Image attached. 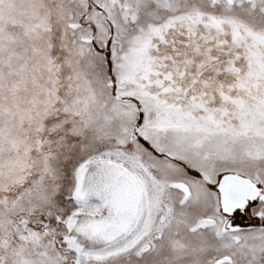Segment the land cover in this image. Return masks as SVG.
I'll return each instance as SVG.
<instances>
[{"label":"snow or ice","instance_id":"snow-or-ice-1","mask_svg":"<svg viewBox=\"0 0 264 264\" xmlns=\"http://www.w3.org/2000/svg\"><path fill=\"white\" fill-rule=\"evenodd\" d=\"M0 264H264V0H0Z\"/></svg>","mask_w":264,"mask_h":264}]
</instances>
